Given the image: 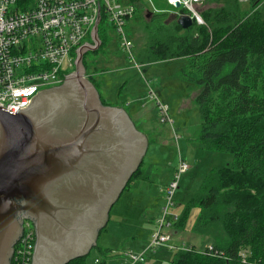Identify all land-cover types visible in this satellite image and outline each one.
Returning <instances> with one entry per match:
<instances>
[{"label": "water", "instance_id": "1", "mask_svg": "<svg viewBox=\"0 0 264 264\" xmlns=\"http://www.w3.org/2000/svg\"><path fill=\"white\" fill-rule=\"evenodd\" d=\"M98 6L92 41L76 49L65 81L18 113L0 105V264H12L25 218L36 227L31 264L87 256L144 161L148 137L123 107L104 104L87 77L85 55L102 45ZM196 22L178 18L183 29Z\"/></svg>", "mask_w": 264, "mask_h": 264}, {"label": "trees", "instance_id": "2", "mask_svg": "<svg viewBox=\"0 0 264 264\" xmlns=\"http://www.w3.org/2000/svg\"><path fill=\"white\" fill-rule=\"evenodd\" d=\"M263 1L252 0L245 7L239 0L219 6L213 5L216 0H206L202 13L207 20L188 29L177 19L165 21L169 12L161 14L165 17L150 12L164 17L161 24L136 37L143 63L187 59L181 76L199 88V142L206 149L234 155L232 164L210 171L191 200L200 207L192 230L201 238L207 236L206 248L174 250L169 264H264ZM131 2L143 7V0ZM93 82L99 88V81ZM141 166L125 189L147 178ZM188 215L186 206L175 222L177 230L185 227ZM85 259L68 264H86Z\"/></svg>", "mask_w": 264, "mask_h": 264}, {"label": "rangeland", "instance_id": "3", "mask_svg": "<svg viewBox=\"0 0 264 264\" xmlns=\"http://www.w3.org/2000/svg\"><path fill=\"white\" fill-rule=\"evenodd\" d=\"M224 1L216 0L213 5L219 6ZM259 6L264 7V1ZM206 7L207 3L198 8L204 21L207 19L202 12ZM150 12L156 15L169 12V17L165 19L168 22L178 20L180 14L185 13L175 9L167 0H143V7H139L135 16L129 18L125 25V31L130 37L132 35L134 43L141 31L153 29L165 17L155 16L151 21L153 15ZM99 36L102 40L100 48L88 51L84 58L86 68L93 74L89 78L99 81V91L109 103L130 108L132 121L134 119L136 125L149 137V147L141 166L142 177L147 175V178L140 179L129 188L131 190L126 189L113 205L107 226L101 231L97 245L86 256L85 263L121 264L119 258L123 255V249L144 250L151 241L150 235L156 229L157 219L164 214L166 187L180 159L190 167L180 179L175 193L177 204L171 209L173 214H181L188 206L189 215L185 227L178 229L177 233L173 231L175 226L168 229L173 234L171 244L204 249L208 244L207 236L201 238L192 230L200 214V207L192 205L191 200L210 171L215 167L232 164L234 155L206 149L199 142L202 123L197 102L199 88L181 76V69L187 64V59L180 57L143 63L137 55L140 45H134L131 57L123 48L119 31L108 17L100 22ZM90 40L92 38L88 37L85 41ZM139 40L143 42L141 38ZM152 90L168 105L170 119L162 120L163 114L157 99L151 96ZM143 115L144 121L141 123L138 118ZM174 254L175 251L167 246H157L147 252L144 264H169Z\"/></svg>", "mask_w": 264, "mask_h": 264}, {"label": "built area", "instance_id": "4", "mask_svg": "<svg viewBox=\"0 0 264 264\" xmlns=\"http://www.w3.org/2000/svg\"><path fill=\"white\" fill-rule=\"evenodd\" d=\"M167 1L174 7L180 3L178 9L185 11L180 16L189 14L197 19L196 23H205L198 8L206 0ZM98 2L101 21L109 18L121 35L123 48L133 57L134 42L125 31L127 20L138 11L131 0H0V105L18 113L40 90L65 81V75L75 69L76 49L91 37L98 16ZM90 75L93 74L87 70V76ZM151 96L157 99L162 120L170 119L168 105L153 90ZM189 167L180 159L166 187L164 214L157 219L151 241L141 252H121V264H143L147 252L157 246L191 249L171 244L173 234L168 230L174 228L179 219L180 214H173L171 207H176L175 193ZM36 241L35 224L32 219L25 218L22 235L14 247L12 264H31ZM208 247L212 249L213 245ZM241 255L245 261L246 252L242 251Z\"/></svg>", "mask_w": 264, "mask_h": 264}, {"label": "crops", "instance_id": "5", "mask_svg": "<svg viewBox=\"0 0 264 264\" xmlns=\"http://www.w3.org/2000/svg\"><path fill=\"white\" fill-rule=\"evenodd\" d=\"M240 1V0H239ZM168 2V1H167ZM240 3H243V6H245V7H249L248 5H251V3H252V0L251 1H240ZM173 6V5H172ZM174 7V6H173ZM175 9H178V8H176V7H174ZM153 13H155V12H153ZM149 14H151V13H149ZM152 16V15H151ZM154 17V16H153ZM152 17V18H153ZM130 38H132L133 39V37H132V35H131V37ZM140 66V65H139ZM101 83V82H100ZM100 94H101V98H102V100L104 99L107 103H104V104H107V105H112L111 103H109L107 100H106V98L103 96V94L101 93V91H100ZM125 101H126V99L125 100H122V102L123 103H125ZM118 107H123L126 111H127V113L130 115V117H131V119H132V116H131V114H130V108H127L126 107V105H121V104H119V105H117ZM138 120H140L141 121V123L144 121V115L143 116H139V118H138ZM133 122H134V124L136 125V123H135V121H134V119H133ZM136 127H137V129H139V131L141 130L137 125H136ZM142 131V130H141ZM143 132V131H142ZM144 133V132H143ZM146 134V133H145ZM147 135V134H146ZM147 137H148V135H147ZM148 139H149V137H148ZM148 151V150H147ZM126 189H124V191H125ZM127 190H131V189H129V188H127ZM124 191L122 192V194L124 193ZM121 194V195H122ZM121 197V196H120ZM133 199V198H132ZM118 201H119V199H118ZM117 201V202H118ZM132 201H134V200H132ZM116 202V203H117ZM115 203V204H116ZM136 203V202H135ZM134 205V204H133ZM145 214V213H144ZM143 214V215H144ZM156 230V229H155ZM155 230H152V232H151V235L150 236H152V233L155 231ZM178 232V230L177 229H175L174 230V233H177ZM181 245V244H180ZM126 251V249L124 250L123 249V252H125ZM137 252H141V251H137Z\"/></svg>", "mask_w": 264, "mask_h": 264}, {"label": "flooded vegetation", "instance_id": "6", "mask_svg": "<svg viewBox=\"0 0 264 264\" xmlns=\"http://www.w3.org/2000/svg\"><path fill=\"white\" fill-rule=\"evenodd\" d=\"M88 70V69H87ZM92 75H90V77H91ZM90 79V78H89ZM91 80V79H90ZM92 81V80H91ZM94 83V82H93ZM95 84V83H94ZM99 89V88H98Z\"/></svg>", "mask_w": 264, "mask_h": 264}]
</instances>
